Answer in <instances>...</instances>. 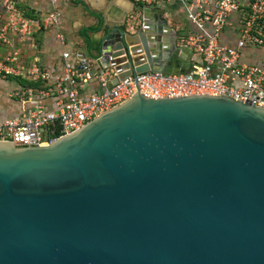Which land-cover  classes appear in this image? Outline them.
<instances>
[{
    "label": "water",
    "instance_id": "water-1",
    "mask_svg": "<svg viewBox=\"0 0 264 264\" xmlns=\"http://www.w3.org/2000/svg\"><path fill=\"white\" fill-rule=\"evenodd\" d=\"M138 10L134 33L75 47L112 85L189 68ZM0 264H264V108L136 92L50 143H0Z\"/></svg>",
    "mask_w": 264,
    "mask_h": 264
},
{
    "label": "built area",
    "instance_id": "built-area-1",
    "mask_svg": "<svg viewBox=\"0 0 264 264\" xmlns=\"http://www.w3.org/2000/svg\"><path fill=\"white\" fill-rule=\"evenodd\" d=\"M147 9L175 5L188 26L173 30L175 47L188 55L185 72L131 73L112 86L115 72L105 67L93 72L99 58L84 63L69 50H61L57 65L27 62L23 49L36 46V36L45 31L66 46L62 32V11L51 0L43 14L27 13L16 0H0V78L16 85L7 92L19 110L0 119V143L15 147L50 143L97 118L105 111L129 100L136 92L149 99H171L201 95L227 96L264 108V61L242 62L243 51L264 49V0H131ZM167 15V14H165ZM142 25L139 14L125 20V30L134 33ZM235 35L232 44L223 40L225 30ZM124 54L120 57H126ZM108 61H113L111 56ZM96 81L98 89L83 96L82 91Z\"/></svg>",
    "mask_w": 264,
    "mask_h": 264
},
{
    "label": "crops",
    "instance_id": "crops-1",
    "mask_svg": "<svg viewBox=\"0 0 264 264\" xmlns=\"http://www.w3.org/2000/svg\"><path fill=\"white\" fill-rule=\"evenodd\" d=\"M19 7L27 13L43 14L51 9V0L43 7H37L33 4L24 3L22 0H16ZM85 3L96 11V16H87L80 9L66 10L62 8L56 0V7H58L63 14L61 23L62 32L66 36V46L61 47L54 38L51 31H45L36 36L34 49L29 50L28 47L23 49L21 58L27 62H32L36 59L39 65H57L58 57L61 50H69L74 53L78 58H81L82 50H77L75 47L87 46V50H92L98 38L102 36V30L105 29H125V20L127 16L135 12L141 17L143 22V13L138 10V6L131 0H85ZM155 11L150 14L147 23L151 26L157 27L155 17L160 15L161 19H165L166 28L169 32L161 35L160 38L174 39L173 30L182 29L187 27L188 23L184 15L178 10L175 5L164 6L162 8L150 9ZM167 14V15H165ZM102 26V27H101ZM101 27V29H100ZM91 29V30H90ZM166 31V30H165ZM231 29L225 30L223 40L226 44H232L235 37ZM91 44L92 47L89 48ZM6 49H0V57L5 55ZM242 62L250 65L260 64L264 61V49H247L243 51ZM12 79L0 78V88L9 87L7 81ZM112 85V80L109 81L108 86ZM98 89L96 81H93L85 86L82 91L83 96L95 92ZM19 110L17 104L10 102L8 98H4V92L0 89V119L9 116Z\"/></svg>",
    "mask_w": 264,
    "mask_h": 264
},
{
    "label": "rangeland",
    "instance_id": "rangeland-1",
    "mask_svg": "<svg viewBox=\"0 0 264 264\" xmlns=\"http://www.w3.org/2000/svg\"><path fill=\"white\" fill-rule=\"evenodd\" d=\"M22 1L24 3L33 4L37 7H43L50 0H22ZM57 1L59 2L60 6L66 10L80 9L84 14H86L87 16H92V17H95L97 14L94 9H92L90 6H88L85 3V0H57ZM7 85H9V87L12 85L15 86L16 83L14 80H11V81L8 80ZM0 89L1 91L4 92V98H7V92L9 89L8 88L6 89L4 87H1Z\"/></svg>",
    "mask_w": 264,
    "mask_h": 264
},
{
    "label": "trees",
    "instance_id": "trees-1",
    "mask_svg": "<svg viewBox=\"0 0 264 264\" xmlns=\"http://www.w3.org/2000/svg\"><path fill=\"white\" fill-rule=\"evenodd\" d=\"M91 30V29H90Z\"/></svg>",
    "mask_w": 264,
    "mask_h": 264
}]
</instances>
